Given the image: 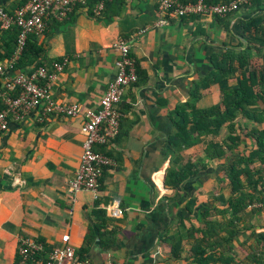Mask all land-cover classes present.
I'll return each mask as SVG.
<instances>
[{"label":"crops","instance_id":"crops-1","mask_svg":"<svg viewBox=\"0 0 264 264\" xmlns=\"http://www.w3.org/2000/svg\"><path fill=\"white\" fill-rule=\"evenodd\" d=\"M27 1L0 0V6L13 12ZM159 1L116 0L101 17L91 16L86 8L72 10L63 20L51 14L44 30L35 34L44 51L30 68L41 63L54 72L53 63L67 59L51 82L53 101L100 108L117 73L113 46L120 38L129 41L144 79L122 95L118 136L108 146L96 145L114 160L96 193L80 190L71 198L69 190L83 153V114H45L44 101L22 117L9 113V128L0 137V264H23L18 250L24 236L42 242L48 257L54 247L65 244L78 253L90 235L94 239L84 255L92 264L185 263L168 259L160 240L189 216L190 199L200 193L206 200L212 198L210 191L225 161L211 162L175 190L165 183V145L176 132V109L193 101V92H202L196 101L199 107L218 101V86L203 89L200 82L214 68L213 55L241 41L240 21L255 14L242 12L228 27L212 14L173 17L160 25ZM257 14L264 22V10ZM11 44L12 35L0 30V58ZM6 81L0 76V103ZM203 146L198 141L187 153L202 154ZM114 204L124 209L123 215L110 216L107 208ZM202 206L195 208L198 218ZM100 209L105 218H97ZM254 231L264 232V227L250 228L240 236L242 264H254L245 259L254 253L252 246L264 264V253L251 237Z\"/></svg>","mask_w":264,"mask_h":264},{"label":"trees","instance_id":"trees-1","mask_svg":"<svg viewBox=\"0 0 264 264\" xmlns=\"http://www.w3.org/2000/svg\"><path fill=\"white\" fill-rule=\"evenodd\" d=\"M114 1L106 2L105 8L96 15L92 9L98 0H87L88 13L94 17L104 16ZM81 8L85 6L78 3L72 10ZM259 10H264V0H249L224 16L212 14L220 22L226 21L227 27L231 19L242 12L255 15L240 21L243 27L239 36L241 41L233 48L216 52L211 59L213 70L200 82L203 89L218 86V101L209 107H199L196 101L202 97V92H193V101L175 111L176 132L167 140L163 153L167 159L166 186L177 190L189 177L207 170L211 162H225L216 175V186L210 191L212 198L206 200L200 193L190 199L186 206L189 216L175 224L160 240V246L168 252L170 260H184V264H242L243 259L239 256L241 234L250 228L264 227V22L259 21ZM0 30L12 35L13 41L9 49H4L5 54L0 58L3 60L14 54L19 29L12 26L9 29L0 27ZM43 51L35 34L30 35L15 69L32 70L30 67L42 57ZM137 71L139 80L143 81L139 67ZM8 92L13 96L18 94V91ZM4 108L3 100L0 110ZM198 141L204 145L202 154H188V149ZM108 143L99 146H108ZM106 169L107 166L103 168L99 187ZM200 204L203 206L198 218L195 208ZM95 213L97 218L106 216L103 209ZM93 237H87L84 247L77 253L78 258H86L84 253ZM251 237L255 238L261 254L264 253V232L254 231ZM252 249L255 253L256 246ZM254 253L245 259L262 264ZM18 259L21 262V258ZM46 259L45 252L39 251L29 264H43Z\"/></svg>","mask_w":264,"mask_h":264},{"label":"built area","instance_id":"built-area-1","mask_svg":"<svg viewBox=\"0 0 264 264\" xmlns=\"http://www.w3.org/2000/svg\"><path fill=\"white\" fill-rule=\"evenodd\" d=\"M109 1L111 0H98L94 4L92 12L99 15L105 8L106 2ZM248 1L160 0L158 9L162 18L159 20V24H168L173 17L200 14L224 16L237 10ZM78 3L83 4L87 11L90 9L87 0H28L13 12L0 6V27L9 29L16 26L19 29L14 54L5 62H0V76L7 80V93L3 95L6 108L0 110V137L9 128L10 112L16 117H22L43 101L45 102V114L63 113L72 117L83 114L86 118L82 127L85 140L79 168L69 184L71 198L75 197L80 190H90L95 193L99 190V180L103 174V168L112 165L114 160L109 155L96 151L95 146L108 143L118 136L122 117L118 107L119 103L125 89L139 80L137 61L132 56L129 41L124 38H120L113 46L117 55V73L103 94L98 109L83 108L78 104L64 105L50 99L51 82L59 72L63 71L67 59L54 62V72H50L44 65L30 71L15 69V64L24 51L28 37L42 32L46 25V19L51 14L56 19L62 20ZM8 90L18 91L17 96H13ZM107 210L112 217H119L124 213V209L119 204L108 206ZM43 249L42 242L24 236L20 238L18 255L23 264H29L33 255ZM43 264H92V262L89 258H78L76 249L71 244H65L54 247Z\"/></svg>","mask_w":264,"mask_h":264}]
</instances>
